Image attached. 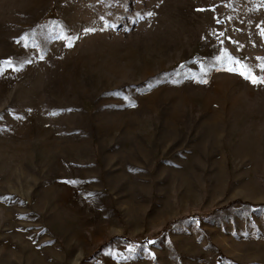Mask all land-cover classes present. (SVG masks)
<instances>
[{"label": "rangeland", "instance_id": "obj_1", "mask_svg": "<svg viewBox=\"0 0 264 264\" xmlns=\"http://www.w3.org/2000/svg\"><path fill=\"white\" fill-rule=\"evenodd\" d=\"M262 33L264 0H0V264H264Z\"/></svg>", "mask_w": 264, "mask_h": 264}, {"label": "snow or ice", "instance_id": "obj_2", "mask_svg": "<svg viewBox=\"0 0 264 264\" xmlns=\"http://www.w3.org/2000/svg\"><path fill=\"white\" fill-rule=\"evenodd\" d=\"M147 15H148V16H151L152 13L149 12V13H147ZM262 35H264V33H262ZM9 63H10V62H9ZM235 63H236L237 65H239V62H238V61H236ZM227 70H228V71H234V69H232V68H229V69H227ZM262 70H264V66H262ZM239 74H240L241 76H243L245 79H249V80H251V82H252L253 84L264 83V78H259V79H257L256 77H253V76L251 75L250 71H247V70L241 69V70L239 71ZM204 82H206V81H204Z\"/></svg>", "mask_w": 264, "mask_h": 264}, {"label": "trees", "instance_id": "obj_3", "mask_svg": "<svg viewBox=\"0 0 264 264\" xmlns=\"http://www.w3.org/2000/svg\"><path fill=\"white\" fill-rule=\"evenodd\" d=\"M233 204H235V203H233ZM233 204H229L228 206L233 205ZM224 208H227V206L224 207ZM194 216H196V215H193V217H194ZM168 226H169V225H167L166 228H167ZM115 238L122 239V240L125 241V242H132V240H130L129 238H126V237H115Z\"/></svg>", "mask_w": 264, "mask_h": 264}]
</instances>
